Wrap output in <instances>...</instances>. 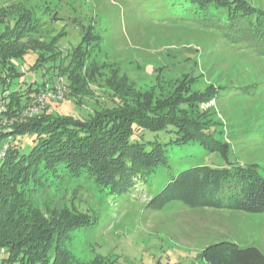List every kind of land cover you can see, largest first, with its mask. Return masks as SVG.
Listing matches in <instances>:
<instances>
[{
	"label": "rangeland",
	"instance_id": "obj_1",
	"mask_svg": "<svg viewBox=\"0 0 264 264\" xmlns=\"http://www.w3.org/2000/svg\"><path fill=\"white\" fill-rule=\"evenodd\" d=\"M249 1L264 9V0ZM0 6L28 11L38 38L53 40L61 52L39 69L33 68L39 57L34 50L16 60L25 74L8 91L46 81L52 72L44 76V71L53 63L69 66L72 52L85 41L81 72L88 78L80 92L89 86L90 93L82 102L67 98L70 80L53 77L48 87L59 80L67 94L61 102L47 103L51 112L87 117L98 108L96 101L110 105L113 89L104 75L118 69L117 76H127L137 90L174 100L230 147L227 162L197 141L168 145V166L159 165L123 194L112 193L87 172L74 176L65 167L47 174L41 186L29 184L27 192H35L39 207L82 217V224L63 232L64 249L72 257L86 263L207 264L202 250L222 240L264 253V213L191 207L176 200L161 209L147 207L171 174L192 166L256 163L264 169V54L226 38L211 25L208 10L186 0H0ZM22 120H7L0 129H13ZM176 136L175 131L142 130L134 139L166 143ZM20 141L28 152L32 137Z\"/></svg>",
	"mask_w": 264,
	"mask_h": 264
},
{
	"label": "trees",
	"instance_id": "obj_2",
	"mask_svg": "<svg viewBox=\"0 0 264 264\" xmlns=\"http://www.w3.org/2000/svg\"><path fill=\"white\" fill-rule=\"evenodd\" d=\"M186 1L208 10L211 25L226 38L264 54V9L249 0ZM13 6H0V95L6 104L0 121L6 127L7 120H23L0 132V137H10L7 154L0 160V264H106L101 260L80 262L64 249L63 232L82 224V217L39 207L32 198L35 192H27L29 184L41 186L47 174L65 167L74 176L87 172L112 193L123 194L159 165L168 166V145L197 141L209 151L219 152L227 162L230 147L188 117L171 98H161L155 90H137L127 76L118 77V69L103 76L113 89L108 97L111 104L96 101L98 108L93 115H61L48 108L39 115H28L26 109L56 76L70 80L73 90L67 98L75 96L83 101V94L90 93L89 86L80 92L87 85L88 77L81 72L87 51L84 41L72 52L69 66L53 63L43 73L52 72L46 81L8 91L25 74L15 61L30 50L39 53L34 69L61 56L53 40L42 42L38 38L32 15L13 11ZM142 130L175 131L177 136L166 143L134 139ZM24 136L32 137L28 152L23 151L20 141ZM229 164L196 165L171 174L147 207L161 209L176 200L191 207L264 213V169L256 163ZM200 257L207 264H264L259 248L227 240L208 245Z\"/></svg>",
	"mask_w": 264,
	"mask_h": 264
},
{
	"label": "built area",
	"instance_id": "obj_3",
	"mask_svg": "<svg viewBox=\"0 0 264 264\" xmlns=\"http://www.w3.org/2000/svg\"><path fill=\"white\" fill-rule=\"evenodd\" d=\"M67 94V88L66 85L63 84L61 81L55 83L53 86L46 88L45 90L41 91L36 98L33 100L31 105L26 109V113L30 116H35L41 114L45 109L47 103L52 101H62L65 99ZM6 104L5 100L2 98V95H0V119L3 116V112L5 110ZM0 128H6L2 126V121H0ZM1 131H8V129H0ZM10 137H0V160H2L9 149L10 143H9Z\"/></svg>",
	"mask_w": 264,
	"mask_h": 264
}]
</instances>
